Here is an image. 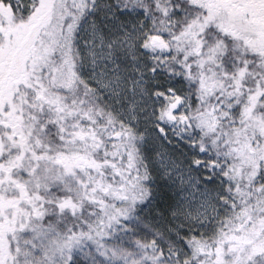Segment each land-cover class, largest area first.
Masks as SVG:
<instances>
[{"label": "snow or ice", "instance_id": "snow-or-ice-1", "mask_svg": "<svg viewBox=\"0 0 264 264\" xmlns=\"http://www.w3.org/2000/svg\"><path fill=\"white\" fill-rule=\"evenodd\" d=\"M0 264H264V0H0Z\"/></svg>", "mask_w": 264, "mask_h": 264}]
</instances>
